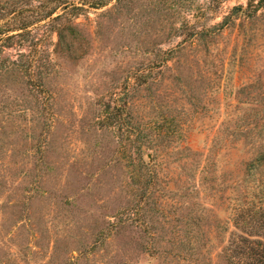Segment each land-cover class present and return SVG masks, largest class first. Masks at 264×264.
<instances>
[{
  "label": "trees",
  "instance_id": "trees-1",
  "mask_svg": "<svg viewBox=\"0 0 264 264\" xmlns=\"http://www.w3.org/2000/svg\"><path fill=\"white\" fill-rule=\"evenodd\" d=\"M135 1L65 0L23 19L0 17V207L8 237L0 256L2 264L30 263L29 257L38 255L44 257L42 264H138L139 256L131 252L133 244L139 255L162 264H264V192L251 197L246 210L234 215V231L220 251L211 253L209 236L197 233L207 225L204 214L194 216L199 211L194 199L201 197L208 171L201 153L193 151L184 136V117L190 108L183 104L180 129H175L177 119L171 110H162L161 105L160 110L146 112L138 106L144 98L159 97L158 90L165 85L178 83L183 99H188L191 108L195 106L198 116L205 110L199 106L206 95H197L195 90L206 77L201 67L203 54L206 61L218 37L236 27L239 19L261 20L264 0H248L221 22L191 30L188 38L190 48L199 55L197 60L183 59L186 40L163 51L144 30H130L141 45L135 54L142 52L145 59L130 68L127 79H133V84L115 99L119 104H104L113 125L121 127V115L127 112L126 129L118 128L114 143L116 154L87 155L79 161L64 157L65 143L58 139V130L66 122L61 104L64 84L59 79L65 76V66L83 60L100 42L99 35L113 25L119 26L113 30L116 40L124 43L127 28L123 24ZM104 8L96 31L77 22L91 10ZM43 22L48 26L45 30ZM54 35L56 42L51 40ZM48 41L52 52L45 47ZM10 49L16 50L15 56L8 54ZM171 61L175 62L169 66ZM166 70L170 74L165 75ZM113 77L101 93L110 99L118 95ZM258 97L264 112V92ZM148 115L151 119L161 116V122L154 123ZM93 117L88 122L89 134L95 140L94 148L103 151L110 146L98 139L94 121L99 117ZM108 136L114 137V132L108 130L104 137ZM252 146L256 154L246 163V177L264 168V140ZM171 154L177 156L184 172L178 190L169 187L159 194L153 189L161 179L158 170ZM175 196L180 215L176 221L169 218L163 223L158 215L167 213L160 208ZM89 205L97 210L87 209ZM154 223L159 224L156 233L147 226ZM135 227L142 231L137 240L128 235Z\"/></svg>",
  "mask_w": 264,
  "mask_h": 264
},
{
  "label": "rangeland",
  "instance_id": "rangeland-1",
  "mask_svg": "<svg viewBox=\"0 0 264 264\" xmlns=\"http://www.w3.org/2000/svg\"><path fill=\"white\" fill-rule=\"evenodd\" d=\"M64 1L0 0V17L6 18L5 20L23 19L37 9L49 10L55 4ZM247 2L248 0H136L132 3L130 16L126 25L123 24L127 28L124 43L116 40L113 30L117 27L118 30L119 26L113 25L105 35L102 33L99 35L100 42L96 43L83 60L76 65H66L65 76L59 79L64 84L61 104L65 109L66 122L58 130V139L64 140L66 153L64 157L79 161L87 155L95 156L104 152L105 155L112 157L116 154L114 143L118 141L120 125H113L107 118L104 104L110 102L112 107L119 104L115 99L125 88L133 84V79H127L130 68L136 62L141 60L144 62L145 59L142 52L135 54L141 45L139 40L132 37L130 30H144L151 35L149 40L157 42L163 51L174 49L186 40L187 50L183 59L185 62L197 60L199 55L190 48L191 41L188 38L190 31L202 30L221 22L235 6H246ZM105 9L107 8L91 10L89 14L79 17L77 22L96 31L99 15ZM261 13L264 14V11ZM45 23L43 22L42 30L48 27ZM237 24L236 27L222 32L217 43L212 45L213 53L209 54L206 61L203 59L202 51L199 53L203 54L201 67L206 77L201 83L203 86L200 85L195 90L197 95L202 92L203 97L206 96L199 106L205 110H201L198 116L194 115L195 106L191 108L188 99H183L184 94L178 83L162 87L157 93L159 97L153 100L144 98L138 102V106L146 112L154 108L160 110L161 105L162 110H171V116L177 119L174 123L175 129H180V110L183 104L190 108L184 117L186 119L184 136L187 137L193 151L201 153L200 159L208 171L206 183L200 188L201 197L194 199L199 203L196 206L199 211H195L194 216L204 214L207 225L197 233L209 236L211 253L220 251L230 232L234 231V215L246 210L251 197H258L264 192V168L255 171L250 177L245 176L246 163L256 154L252 143L264 140V112L260 111L263 107L258 97V94L264 92V16L257 21L241 18ZM42 30L39 32L41 35ZM51 40L56 42L57 37L54 35ZM45 47L52 52L53 47L49 41ZM7 52L11 56L16 55L15 49ZM173 62L175 61L169 62L168 65L172 66ZM185 69L187 70V67ZM114 71L116 74H113ZM168 74L170 72L166 70L165 75ZM113 75L117 80L115 92L118 95L110 99L101 93L107 84L112 82ZM208 83L210 86H207ZM96 90L98 91L95 92ZM188 94L192 96L191 92ZM91 102L95 103L92 108L89 105ZM94 114L99 117L94 121L98 139L108 143L111 149L102 151L99 147L94 148L95 140L90 137L88 123L92 122L90 119H94ZM126 116L127 112L124 111L121 115L123 120L121 132L126 129L125 123H128ZM148 116L151 119L150 115ZM160 117L155 116L151 120H154V123L161 122ZM154 123L151 125H155ZM108 130L114 132V137H104ZM176 158V155H167L158 170L161 179L153 189L159 194L169 187L173 190L179 188V176L184 170ZM77 172L78 170L73 173ZM177 206L176 197L168 200L161 208L158 207L167 213L165 217L162 213L159 214V220L163 223L169 218L176 221L180 215ZM87 209L97 210L90 205ZM108 212L110 211L103 214H109ZM147 226L156 233L159 224ZM141 232V228L135 227L128 235L137 240ZM7 238L0 207V256L6 247ZM130 248L133 255L139 256L138 264H162L161 261L149 258L145 254L139 255L136 244ZM29 258L30 263L24 264H42L44 260L40 255ZM1 261L0 257V264L3 263Z\"/></svg>",
  "mask_w": 264,
  "mask_h": 264
}]
</instances>
